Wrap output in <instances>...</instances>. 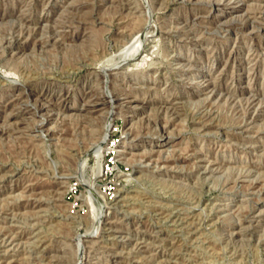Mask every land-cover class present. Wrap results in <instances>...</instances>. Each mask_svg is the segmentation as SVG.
<instances>
[{"label": "rangeland", "instance_id": "rangeland-1", "mask_svg": "<svg viewBox=\"0 0 264 264\" xmlns=\"http://www.w3.org/2000/svg\"><path fill=\"white\" fill-rule=\"evenodd\" d=\"M0 264H264V0H0Z\"/></svg>", "mask_w": 264, "mask_h": 264}, {"label": "bare ground", "instance_id": "bare-ground-1", "mask_svg": "<svg viewBox=\"0 0 264 264\" xmlns=\"http://www.w3.org/2000/svg\"><path fill=\"white\" fill-rule=\"evenodd\" d=\"M82 13V12H81ZM146 27V26H145ZM144 30V29H143ZM142 30V31H143ZM145 30H146V28H145ZM144 30V31H145ZM141 31V32H142ZM140 34V33H139ZM138 35V34H137ZM137 35H136V37H137ZM139 36V35H138ZM138 39V38H137ZM13 40H15V39H13ZM10 42V41H9ZM11 42H12V40H11ZM10 42V43H11ZM18 42V41H17ZM135 42V41H134ZM9 43V44H10ZM14 43V42H13ZM7 44V43H6ZM11 45V44H10ZM14 45H15V43H14ZM21 45V44H20ZM8 46V45H7ZM22 47H23V45H21ZM139 47V46H138ZM137 49V48H136ZM140 49L141 48H139V51H140ZM134 51V50H133ZM133 51H131V53L133 52ZM137 51V50H136ZM139 51H137V52H139ZM135 52V51H134ZM133 52V53H134ZM136 52V53H137ZM135 54V53H134ZM134 54H132L133 56H134ZM131 59V58H130ZM107 70H108V68H107ZM106 70V71H107ZM211 88V86H208V88ZM207 89V88H206ZM209 92V91H208ZM112 99V98H111ZM104 100V99H103ZM112 101V100H111ZM115 101V100H114ZM142 101V100H141ZM113 103V102H112ZM143 104L145 103V102H142ZM148 103V102H147ZM106 104V103H105ZM138 108V107H137ZM137 108H135V109H137ZM99 104L97 103V101L93 104V105H90V106H83L81 109H80V111H82V112H88V113H91V112H101L102 111V109H99ZM97 110V111H96ZM133 117V116H132ZM127 119L129 118L128 116L126 117ZM107 120V119H106ZM106 125V124H105ZM105 128H106V134L104 133L103 134V136H101V138H100V141H99V143L97 144V147H96V149H97V151H98V156H99V169L98 170H100V167L102 166V159H104V157H105V152H106V150H105V146H106V143H107V134H108V132L110 131V123L109 124H107L106 126H105ZM102 132V131H101ZM103 132H105V131H103ZM127 135V134H126ZM140 135V134H139ZM127 137H129V135H127ZM129 149H131L132 151H136V150H138L137 148H136V146L135 147H131V148H129ZM161 153H162V151H161ZM125 154H126V152H124V151H120L119 152V154H118V158L121 160V159H124L123 158V156H125ZM127 154H130V153H127ZM157 154V153H156ZM131 155H133V157H134V154H132L131 153ZM136 156V155H135ZM137 157V156H136ZM153 157V156H152ZM129 161V160H128ZM84 164H85V162H84ZM166 165V164H165ZM84 166V165H83ZM86 189L88 190V192L89 191H92V186H91V184L86 180ZM83 185V184H82ZM95 188V187H94ZM93 188V189H94ZM96 190V189H95ZM94 190V191H95ZM103 206V205H102ZM99 209H101L102 210V207H101V205H99ZM95 211V210H94ZM103 211V210H102ZM94 213V212H93ZM97 213V212H96ZM102 212H100V214H101ZM100 214H98L97 213V216H96V223L97 222H100L101 221V219H100V217H101V215ZM104 214V213H103ZM93 215H95V214H93ZM103 219V218H102ZM96 223L94 224V225H96ZM81 240V239H80Z\"/></svg>", "mask_w": 264, "mask_h": 264}, {"label": "built area", "instance_id": "built-area-1", "mask_svg": "<svg viewBox=\"0 0 264 264\" xmlns=\"http://www.w3.org/2000/svg\"><path fill=\"white\" fill-rule=\"evenodd\" d=\"M113 125H110V131L107 134V143L105 146V150H106V155L104 157V160L107 161L106 164H104V167H106V169L103 168V171H110L111 168H113L114 166V160H117V156L119 154L120 151H123L124 145L122 142V139H124V137L122 138V136H119L121 130L116 127L113 128ZM108 171V173H109ZM112 172V171H111ZM79 191V187L78 184L74 183L73 186H70V193H77Z\"/></svg>", "mask_w": 264, "mask_h": 264}]
</instances>
